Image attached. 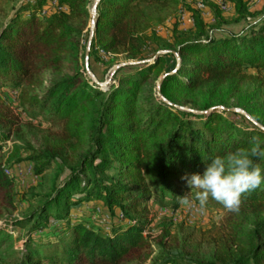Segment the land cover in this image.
<instances>
[{
  "label": "trees",
  "instance_id": "obj_1",
  "mask_svg": "<svg viewBox=\"0 0 264 264\" xmlns=\"http://www.w3.org/2000/svg\"><path fill=\"white\" fill-rule=\"evenodd\" d=\"M88 1L34 0L17 8L18 0H0V89L18 92L20 107L51 126L45 146L29 158L35 172L56 165L36 213L12 226H26L34 218V231L53 220L71 235L38 247L30 235L19 252L12 232L0 229V252L7 257L2 264H264V184L242 195L238 213L227 211L217 234L207 239L212 249L206 257L187 249L167 224L156 237L144 236L149 200L174 203L187 187L181 177L202 172L204 160L247 148L253 136L264 141V130L243 131L219 115L226 111H212L231 107L234 99L264 127V99L250 103L238 97L249 79L258 80L264 93V77L247 73L264 71V8L251 12L245 0H229L235 8L229 20L211 5L210 25L198 9L189 8L193 29L176 28L165 42L152 31L144 5L166 0H101L91 53L98 47L142 64L118 86L101 87L82 64V39L91 20ZM241 24L239 32L227 29ZM224 87L228 99L218 101ZM189 103L211 113L177 109ZM21 131V121L0 94V151ZM18 154L14 144L12 157ZM14 187L0 166V222L16 210ZM90 201L112 218L105 228L70 219L72 207ZM206 205L225 209L211 198Z\"/></svg>",
  "mask_w": 264,
  "mask_h": 264
},
{
  "label": "rangeland",
  "instance_id": "obj_2",
  "mask_svg": "<svg viewBox=\"0 0 264 264\" xmlns=\"http://www.w3.org/2000/svg\"><path fill=\"white\" fill-rule=\"evenodd\" d=\"M34 0H18L17 8L20 5ZM97 0L88 1V10L91 15L88 31H85L82 39L83 52L82 64L85 69L87 77L92 83L98 84L101 87H107L110 84L119 85L118 80L126 76L137 75L141 62L131 61L123 54L107 55L98 47L91 53V37H92V21H93V7ZM248 2L249 10L251 12H261L264 8V0H245ZM202 5V8L201 6ZM211 5H214L220 10V13L226 19H233L235 17L234 5L229 0H166L165 3H159L153 6L144 5L145 10L150 14L152 31L165 42H170L174 30L177 28L182 31H189L193 29V21L189 8L198 9L207 24L214 23L213 10ZM46 10V9H45ZM95 15L98 17V6ZM244 27L243 24L231 26L230 29L234 32H239ZM95 37V35H94ZM87 57L89 58V66L87 67ZM152 59L145 63H152ZM92 69V70H91ZM89 70V71H88ZM248 74L264 77V71L260 74L255 69H249ZM258 80L249 79L240 87L238 97L240 101L250 103H257L258 100L264 99V93L259 86ZM16 91H11L6 86L0 89L2 99L7 103L15 116L22 123V131L13 133L12 137L1 145L0 151V166L8 169L15 181L14 193L16 210L10 213L6 218L0 222V229H6L12 232V237L15 243L16 251L21 252L25 248L27 238L32 235L35 238V247L41 244L47 245L48 243H56L60 240L70 238V230L65 227L63 223L53 222L50 220L49 226L32 231L35 224V219L32 218L31 222L26 226H12L16 221H22L29 216L36 213L39 208V198L44 196L50 189L52 179L56 173V165H51L48 170L42 174L35 172V164L30 157L33 156L36 149L44 147L48 139L51 126L44 118H36L32 114L20 107L17 100ZM229 96L227 89L224 87L221 90V96L218 101H227ZM231 107L217 106L212 111H226V114L219 112L224 119L232 121L238 129L246 132H251L255 128L264 130V127L255 120L243 108L236 107V102L231 99L228 102ZM233 105V106H232ZM235 105V106H234ZM182 112L191 113L197 116L209 115V111H200L192 103L186 107H178ZM232 110H238L233 112ZM192 121L197 119L189 118ZM19 146L18 157L13 156V145ZM69 172H65L59 179L58 184H62L67 178ZM188 187L180 190L178 197H183L189 193ZM195 190H192V199L198 211H195L193 206L181 205L178 199L171 203L167 199V205L161 204L155 199L149 200L147 206L150 210L149 220L150 223L145 227V237H156L160 234L162 225L167 224L170 226L171 233L175 235L180 241L187 242V249L196 252L198 258L206 257V254L211 251L212 245L209 244L207 239H212L219 228L225 222L227 217V210L218 207L205 206V210L201 212L198 207V201H195ZM75 196L73 199H78ZM97 203L95 201L84 202L79 206L71 208L70 219H84L88 222L89 226L97 228H105L110 220L109 213L95 209ZM205 240V242H203ZM201 246L198 247V244ZM45 252L51 250L45 247ZM175 253V252H171ZM17 257V256H15ZM6 255L0 252V264L7 261ZM191 260V259H189ZM43 264H48L45 261ZM146 264H151L147 262Z\"/></svg>",
  "mask_w": 264,
  "mask_h": 264
},
{
  "label": "clouds",
  "instance_id": "obj_3",
  "mask_svg": "<svg viewBox=\"0 0 264 264\" xmlns=\"http://www.w3.org/2000/svg\"><path fill=\"white\" fill-rule=\"evenodd\" d=\"M253 158L264 162V141L259 136L251 137L247 148H237L222 156L212 155L204 160L202 172L181 177L190 192L177 197L179 204L193 206L192 190L195 189V201L201 212L211 198L227 211L238 213L242 195L264 184V168Z\"/></svg>",
  "mask_w": 264,
  "mask_h": 264
},
{
  "label": "water",
  "instance_id": "obj_4",
  "mask_svg": "<svg viewBox=\"0 0 264 264\" xmlns=\"http://www.w3.org/2000/svg\"><path fill=\"white\" fill-rule=\"evenodd\" d=\"M100 1L101 0H97L96 1V4L94 5V7H93V14H94V16H93V21H92V37H91V42H92V40H93V38H94V35H95V33H96V27H97V21H98V17L95 15V13H96V11H97V6L99 5V3H100ZM90 45H91V43H90ZM87 67L89 66V58L87 57ZM89 71V70H88ZM233 112H238V110H232Z\"/></svg>",
  "mask_w": 264,
  "mask_h": 264
},
{
  "label": "built area",
  "instance_id": "obj_5",
  "mask_svg": "<svg viewBox=\"0 0 264 264\" xmlns=\"http://www.w3.org/2000/svg\"><path fill=\"white\" fill-rule=\"evenodd\" d=\"M200 6H201V8H202V5H200ZM4 172H5V174H6L8 177L13 178V177L11 176L10 171H9L8 169H5V168H4ZM192 208H194L195 211H198V209H197L195 206H193Z\"/></svg>",
  "mask_w": 264,
  "mask_h": 264
}]
</instances>
